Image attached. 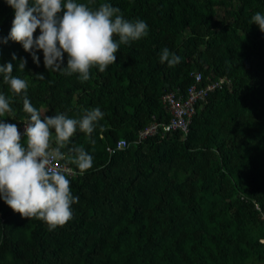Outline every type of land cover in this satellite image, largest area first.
<instances>
[{"label":"trees","instance_id":"1","mask_svg":"<svg viewBox=\"0 0 264 264\" xmlns=\"http://www.w3.org/2000/svg\"><path fill=\"white\" fill-rule=\"evenodd\" d=\"M102 3L144 20L148 34L121 45L116 63L103 73L93 68L81 83L77 74H49L42 51L37 65L22 45L2 43L15 14L0 0V65L12 62L13 74L27 80L42 117L105 113L90 138L77 130L69 144L83 146L93 167L81 174L64 161L78 173L68 179L79 197L64 227L49 231L0 199V264H264V33L250 23L264 14V0H95L92 7ZM165 47L181 63L162 64ZM21 59L24 72L16 70ZM193 73L203 84L227 78L231 86L196 105L188 133L167 132L163 97L185 98ZM0 92L10 95L2 77ZM13 107L18 120L27 116L19 97ZM155 124L157 133L139 143ZM122 140L128 146L117 150Z\"/></svg>","mask_w":264,"mask_h":264},{"label":"clouds","instance_id":"2","mask_svg":"<svg viewBox=\"0 0 264 264\" xmlns=\"http://www.w3.org/2000/svg\"><path fill=\"white\" fill-rule=\"evenodd\" d=\"M14 10V20L8 38L22 45L39 65L37 51L43 53V64L48 73L61 76L77 74L81 82L91 79V70L103 73L116 63L121 45L145 38L148 24L141 19L128 20L121 10L109 3L92 7L95 0L85 3L76 0H6ZM251 24L264 33V14L255 13ZM39 29L40 34L34 38ZM67 54V65L64 56ZM17 57L12 56L16 61ZM160 62L173 67L181 57L162 49ZM26 60L21 59L16 70L24 72ZM14 65H0V77L10 89V95L0 92V118L17 119L13 104L22 101L23 135L16 124L0 119V199L22 218L36 219L48 225L49 231L64 227L73 219L74 196L70 180L61 162L70 161L83 174L93 167V157L83 146L72 145L71 139L79 130L91 137L105 113L96 107L84 110L78 118L58 113L44 115L35 108L28 96L26 79L13 74ZM36 78L43 81L44 75ZM93 143L95 141H92ZM67 148V152L63 149ZM67 171H70L67 170Z\"/></svg>","mask_w":264,"mask_h":264},{"label":"built area","instance_id":"3","mask_svg":"<svg viewBox=\"0 0 264 264\" xmlns=\"http://www.w3.org/2000/svg\"><path fill=\"white\" fill-rule=\"evenodd\" d=\"M192 78L194 79V84L188 89L185 98L177 96L176 93H169L163 97V105L171 116L170 123L164 126L167 132L180 130L184 133H188L191 120L196 112V105L206 101L209 95L216 90L224 86H231V81L227 78H220L216 81L209 79L206 84H203L204 77L201 73H193ZM24 127V124H22L19 128L22 135ZM158 129V124L148 127L139 133L137 141L140 143L147 137L153 136L157 133ZM127 146V141L122 140L117 144V150L126 149ZM109 151L110 153L115 152L114 150ZM61 165L65 167L66 174L69 178L78 176V173L70 165L64 162H61ZM69 169L70 171H67ZM262 242L264 243V241Z\"/></svg>","mask_w":264,"mask_h":264}]
</instances>
